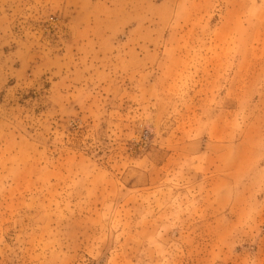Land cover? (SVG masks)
I'll return each instance as SVG.
<instances>
[{"label":"rangeland","instance_id":"1","mask_svg":"<svg viewBox=\"0 0 264 264\" xmlns=\"http://www.w3.org/2000/svg\"><path fill=\"white\" fill-rule=\"evenodd\" d=\"M233 1L0 0V264H264V0Z\"/></svg>","mask_w":264,"mask_h":264},{"label":"crops","instance_id":"2","mask_svg":"<svg viewBox=\"0 0 264 264\" xmlns=\"http://www.w3.org/2000/svg\"><path fill=\"white\" fill-rule=\"evenodd\" d=\"M233 3H234V5H231L229 8L227 7V9L233 10L237 16L236 19H238L240 21V23H242L243 18L247 17V13H245V16H243V12L248 11L250 8H252V5H250V3H248V1H246V0H234ZM249 20L253 24H255V22H257L258 24H262L263 25L262 31L264 30V21H262L258 18H253V17H250ZM241 25L244 26L243 23Z\"/></svg>","mask_w":264,"mask_h":264}]
</instances>
